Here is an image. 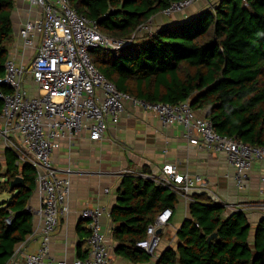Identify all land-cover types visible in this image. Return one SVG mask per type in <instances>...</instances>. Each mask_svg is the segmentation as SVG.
<instances>
[{
    "label": "trees",
    "instance_id": "obj_1",
    "mask_svg": "<svg viewBox=\"0 0 264 264\" xmlns=\"http://www.w3.org/2000/svg\"><path fill=\"white\" fill-rule=\"evenodd\" d=\"M182 0H70L72 7L112 38L129 40L138 28ZM16 0H0V80L13 42ZM147 41L118 52L93 50L95 68L116 87L149 102L177 105L189 101L205 112L221 136L264 147V0H219L180 23L156 30ZM0 91L9 93L0 84ZM3 102L0 100V116ZM8 149L0 160V264H9L34 233L30 202L37 173L17 165ZM21 177L24 186L11 191ZM177 233V247L163 251L156 264H264V219L252 238L241 210L228 212L207 192H194ZM182 199L150 179L127 176L111 211L114 255L131 264H149L154 256L137 246L149 225L167 208L178 213ZM84 220V219H83ZM87 222L86 220H84ZM89 236L90 230L88 229ZM211 238V239H210ZM89 247L81 256L85 260Z\"/></svg>",
    "mask_w": 264,
    "mask_h": 264
},
{
    "label": "built area",
    "instance_id": "obj_2",
    "mask_svg": "<svg viewBox=\"0 0 264 264\" xmlns=\"http://www.w3.org/2000/svg\"><path fill=\"white\" fill-rule=\"evenodd\" d=\"M27 1L41 10L38 18L26 22L19 31L23 46L34 50L33 59L26 64L9 58L5 75L0 80V84L11 90L9 93L0 91L3 102L0 146L14 153L17 165L35 169L36 188L41 197V207L36 212L41 224L40 247L36 253L26 255L20 264H113L102 226L104 217L111 218V210L101 206L86 207L81 212L90 230L88 257L76 262L52 258V241L62 217L68 212L67 203L72 193L70 177L60 174L52 155L60 142L66 141L71 146L84 134L91 142L102 141L109 127L120 123L128 107L155 115L164 127L180 125L189 144L199 150L224 154L235 171L236 187L245 188L254 165L264 163V147H253L236 138L219 135L211 121L198 115L189 101L171 105L149 102L122 92L93 65L90 57L93 50L118 52L132 46L138 33H154L150 22L138 28L131 39L119 40L104 35L96 22L72 7L70 0ZM199 1L175 2L162 15L182 14ZM28 75L36 95L31 94L32 85L25 87L29 83ZM122 175L123 178L150 179L186 204L193 200L194 192L211 191L205 176L181 173L173 165H166L156 177L132 170ZM260 180L259 206L264 217V174ZM173 217L172 209H164L148 226L146 238L137 246L154 256L161 242L158 231L170 225Z\"/></svg>",
    "mask_w": 264,
    "mask_h": 264
},
{
    "label": "crops",
    "instance_id": "obj_3",
    "mask_svg": "<svg viewBox=\"0 0 264 264\" xmlns=\"http://www.w3.org/2000/svg\"><path fill=\"white\" fill-rule=\"evenodd\" d=\"M206 1L201 0L185 14L172 17L159 14L149 22L155 26V30L180 23L205 10L211 0H208L207 4ZM40 14L41 10L31 6L27 0H16L12 14L14 33L9 58L18 62H29L34 51L23 46L19 31L26 22L38 18ZM146 36V31L138 33V42L147 41ZM198 115L207 118L203 111ZM52 160L54 166L61 171L60 174L69 176L72 181V193L67 203L68 212L62 217L52 241L51 256L56 260L76 262L81 259L89 247V225L81 217L82 210L86 207L101 206L112 211L118 205V189L123 180L122 174L126 170L156 177L162 174L166 165H173L181 173L205 176L210 182L211 190L207 193L213 200L227 205L228 212L241 210L246 214L252 227V238L259 223L264 219L259 206L262 187L260 179L264 174L263 162L254 165L249 182L240 190L234 181L235 171L224 154L208 153L191 146L180 125L164 127L155 115L133 110L131 107L127 108L117 126L109 127L102 141L91 142L86 134L71 146L62 141L54 151ZM68 170L69 174L66 173ZM106 190L109 192L106 193ZM40 207L41 197L36 188L30 202V209L35 216L34 233L19 246L9 264H20L26 255L39 250L41 224L36 212ZM187 212L188 204L181 201L178 213L164 229L172 232L173 237H164V230L161 233L163 240H167L163 251L174 248L171 242L177 241L178 230ZM102 226L112 251L113 264H131L114 255V247L117 244L113 241L115 225L111 218L104 217ZM156 261L157 259H153L149 264H156Z\"/></svg>",
    "mask_w": 264,
    "mask_h": 264
},
{
    "label": "rangeland",
    "instance_id": "obj_4",
    "mask_svg": "<svg viewBox=\"0 0 264 264\" xmlns=\"http://www.w3.org/2000/svg\"><path fill=\"white\" fill-rule=\"evenodd\" d=\"M201 1V0H200ZM199 1V2H200ZM203 1H206V0H203ZM217 1L218 0H211L210 1V5H208L207 3H208V0L206 1V6H207V8L206 9H209V8H212L216 3H217ZM197 3H195L194 5H196ZM199 4V3H198ZM193 5V6H194ZM192 6V7H193ZM192 7H190L189 9H187V11H185L184 13H182V14H185V13H187ZM182 14H176V15H174V16H178V15H182ZM153 27V30H154V32L156 31L155 29V26H152ZM148 34V33H147ZM136 38H138V35H137V37ZM34 51V50H33ZM33 56H34V54H33ZM33 56H31V58L29 59V61H31L32 59H33ZM28 62H26V64H27ZM27 80L28 81H31V77H30V75H28L27 76ZM31 85L33 86V89L31 90V94L32 95H36V90H35V86L32 84V83H27L26 85H25V87L26 88H28V86H30L31 87ZM3 151H4V148H2L1 146H0V160H3ZM11 197H12V195L9 193V192H2V191H0V204L1 203H3V202H6V201H9L10 199H11ZM163 236L164 237H169V239H171L172 237H173V233L172 232H170V231H168V230H164V232H163ZM163 236L161 237V242H160V245L158 246V248L156 249V251L154 252V261L159 257V255L162 253V251H163V248L165 247V245L167 244V240L166 239H164L163 240ZM171 241V240H170ZM171 244H172V247H174V248H176V244H177V241H175L174 240V242H171Z\"/></svg>",
    "mask_w": 264,
    "mask_h": 264
},
{
    "label": "water",
    "instance_id": "obj_5",
    "mask_svg": "<svg viewBox=\"0 0 264 264\" xmlns=\"http://www.w3.org/2000/svg\"><path fill=\"white\" fill-rule=\"evenodd\" d=\"M24 186V181L21 177H18L16 178V180H14L12 183H11V191L14 189V188H18V187H22ZM162 233V230H159L158 231V234H161ZM211 239V238H210Z\"/></svg>",
    "mask_w": 264,
    "mask_h": 264
}]
</instances>
